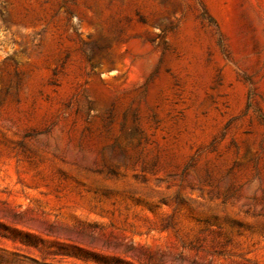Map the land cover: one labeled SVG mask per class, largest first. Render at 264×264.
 Masks as SVG:
<instances>
[{
  "label": "rangeland",
  "instance_id": "rangeland-1",
  "mask_svg": "<svg viewBox=\"0 0 264 264\" xmlns=\"http://www.w3.org/2000/svg\"><path fill=\"white\" fill-rule=\"evenodd\" d=\"M0 264H264V0H0Z\"/></svg>",
  "mask_w": 264,
  "mask_h": 264
}]
</instances>
